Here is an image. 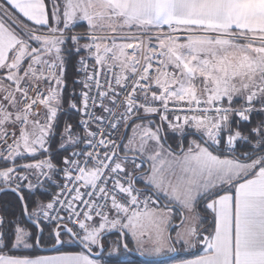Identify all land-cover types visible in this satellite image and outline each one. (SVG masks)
<instances>
[{"label":"snow or ice","instance_id":"6c2138e0","mask_svg":"<svg viewBox=\"0 0 264 264\" xmlns=\"http://www.w3.org/2000/svg\"><path fill=\"white\" fill-rule=\"evenodd\" d=\"M81 22L88 34L73 35ZM69 44L87 53L70 98ZM65 104L77 125L62 122ZM254 114L264 116V0H3L0 189L19 194L21 214L0 216V264H102L113 231L144 257L179 243L202 249L178 264H264ZM56 141L70 152L60 162ZM49 188L30 210L25 190ZM161 200L203 202L209 218L182 217L173 240ZM108 248L109 264H129L126 239Z\"/></svg>","mask_w":264,"mask_h":264},{"label":"trees","instance_id":"16d2710c","mask_svg":"<svg viewBox=\"0 0 264 264\" xmlns=\"http://www.w3.org/2000/svg\"><path fill=\"white\" fill-rule=\"evenodd\" d=\"M0 2H2L0 0ZM84 31H88V28L85 24L81 23L79 25H77L74 28V32H84ZM68 50L69 52H71V55L67 56V60L69 61L66 65H65V81H66V89H65V96L66 97H71L73 92H75V94L77 96H79L81 87L77 82V78H78V71H77V63L78 60L81 56H83L85 54L84 51H81L80 53H76L75 50L73 49L72 45L69 44L68 46ZM65 108V114H61L62 115V122H68L71 123L73 126L77 125V123L79 122V116L80 113L71 110L68 108L67 104L64 105ZM262 116L259 115H255L254 116V123H257V121L261 120ZM52 156L55 158L56 162H60L62 161L63 157L68 153L66 151H62L60 144L58 141L53 142V145L50 149ZM52 192V189H38L35 191L34 195H29L28 192H24V196H25V201L26 203H28L29 209L31 210L35 204V202L37 201H42L44 203H47L48 200L50 199V193ZM0 205L2 207V214L4 212L3 217L5 216L6 218H18L21 214V202L18 199V197L14 194V193H5L1 196L0 198ZM112 236H118V235H112ZM110 236V237H112ZM107 237L106 239L110 238ZM119 237V236H118ZM120 239V237H119ZM107 249H109L107 247ZM40 254H46L43 252H40L39 250H37ZM194 253H186V254H182L180 253V256H186L189 257L191 255H193ZM138 260H140L141 263H164V262H168L170 260H174L177 257L174 258H169V259H162V260H156V261H145L142 259H139L138 257H136ZM141 263H134L131 262L129 264H141Z\"/></svg>","mask_w":264,"mask_h":264},{"label":"crops","instance_id":"0c3cea01","mask_svg":"<svg viewBox=\"0 0 264 264\" xmlns=\"http://www.w3.org/2000/svg\"><path fill=\"white\" fill-rule=\"evenodd\" d=\"M2 2H3V0H1ZM81 23H83V24H85L86 25V23L85 22H81ZM263 119V118H262ZM157 122H159L158 120H157ZM259 121H257V123H258ZM128 135H131V131L129 130L128 131V133H127ZM169 134H170V138H171V142H168L169 144H171L172 145V147L174 148V149H177V145L178 144H181L182 143V141H181V139L179 138V136L177 135V134H173V133H170L169 132ZM191 139V138H190ZM183 143H187L186 141L185 142H183ZM178 150V149H177ZM138 186L140 187V186H142V184H138ZM160 205H163V204H169V202L168 201H166V200H161L160 202ZM169 206L173 209V212L171 213V219H170V224H169V226L172 224V223H174V222H178L177 224H175L174 225V228H171V230L169 231V233L171 234L172 233V231H174L176 228H178L177 226H181L182 224H181V220H182V215H183V217H189V218H191V217H193V216H198V217H200L201 218V220H203V219H208L209 217H207V215H206V213H205V211H204V208H203V202H200V203H198L191 211H188L187 209H183V208H181L178 204H169ZM179 224V225H178ZM169 228V227H168ZM130 240V239H129ZM127 242H128V238H127ZM130 242H131V240H130ZM131 244L134 246V244L131 242ZM105 247H106V249H107V245L105 244ZM135 247V246H134ZM198 247H200V248H196L195 250H193V251H190V252H187V251H184L183 250V248H182V250H177V252H178V255L176 256L177 258H175L174 260H172L171 262H168V263H165V264H178V261H179V259L180 258H184V257H186V256H180L179 254L180 253H184V254H186V253H191V252H193L194 254L193 255H191V256H189V257H186V258H188V259H194L195 257H196V254L197 253H199L200 251H201V249H202V245H199ZM111 250V249H110ZM46 254H54V253H46ZM170 255H172V254H170ZM148 258V257H147ZM140 259V258H139ZM132 261H129V263H131ZM102 264H109V261H106V262H102ZM113 264H115V261H113ZM141 264H143V263H141Z\"/></svg>","mask_w":264,"mask_h":264},{"label":"rangeland","instance_id":"374dc122","mask_svg":"<svg viewBox=\"0 0 264 264\" xmlns=\"http://www.w3.org/2000/svg\"><path fill=\"white\" fill-rule=\"evenodd\" d=\"M81 44H83L82 42H80ZM254 116H255V114H254ZM264 119V116H262L261 117V119ZM168 137H169V139H168V142H171L172 140H171V138H170V134L168 133ZM38 190V189H37ZM26 192H28L27 190H25ZM4 215V212H3V214H2V207H1V216H3ZM5 217V216H4ZM170 219H171V217H170ZM178 222H174V223H172L170 226H169V228H168V231H170L171 230V228L175 225V224H177ZM178 228H176L174 231H172V233H171V236H172V238H173V240H175V238H176V233H177V231H179V230H181V228H182V225L181 226H177ZM203 227H207V225H203ZM110 237V236H109ZM118 241H120V239H119V237L118 236H112V237H110V238H108V239H104V244H106L107 245V247H108V245H110V244H115L116 242H118ZM128 246H129V248L132 250V251H135V252H137L136 251V249H135V247L131 244V242H130V240L128 239ZM199 245H197L196 246V248H200V247H198ZM176 248H177V250L179 249V250H182V247H181V245L179 244V243H177L176 244ZM196 248H194V249H191V250H185V249H183L184 251H187V252H190V251H193V250H195ZM109 252H111V250H110V248L109 249H107V251H105L104 253H103V255L100 257L101 259H102V262H106V261H109L110 260V257H109V255H108V253ZM120 252L121 253H123V249L121 248L120 249ZM17 255H19V254H21L20 252H17L16 253ZM148 258H152V257H148ZM112 261H116L117 259H118V257H116V256H113L112 258ZM127 259H128V261H132V262H134V263H141L140 262V260H138L137 258H136V256H132L131 254H129L128 253V255H127ZM172 260H170V261H168V262H171ZM168 262H164V263H147V264H165V263H168ZM143 264H146V263H143Z\"/></svg>","mask_w":264,"mask_h":264},{"label":"water","instance_id":"95a60500","mask_svg":"<svg viewBox=\"0 0 264 264\" xmlns=\"http://www.w3.org/2000/svg\"><path fill=\"white\" fill-rule=\"evenodd\" d=\"M138 186V185H137ZM139 187V186H138ZM5 193H14L17 197H18V193H16V192H14V191H12L11 189H9V188H3V189H0V198H1V196L3 195V194H5ZM26 202V201H25ZM164 205V204H163ZM170 207V206H169ZM0 216H1V205H0ZM182 217H183V215H182ZM25 219H26V217H25ZM179 225V224H178ZM172 228H174V226L172 227ZM112 235H118L119 237H120V240H127V238L126 237H121L120 235H119V233L118 232H115V231H113L112 233H108V234H106L105 235V238H107V237H109V236H112ZM104 238V239H105ZM106 248V247H105ZM128 249H129V254H131L132 256H136V257H138V258H140V259H142V260H145V261H156V260H162V259H155V258H147V257H144V256H141L138 252H135V251H132L130 248H129V246H128ZM40 252H43V253H53V252H50V251H42V250H39ZM104 253V252H103ZM103 253H101L100 254V257L103 255ZM178 255V252H176V253H173L172 255H169V257L168 258H165V259H169V258H174V257H176Z\"/></svg>","mask_w":264,"mask_h":264},{"label":"built area","instance_id":"2783aa9c","mask_svg":"<svg viewBox=\"0 0 264 264\" xmlns=\"http://www.w3.org/2000/svg\"><path fill=\"white\" fill-rule=\"evenodd\" d=\"M72 34H73V35H79V36H85V35L88 34V31H84V32H74V31H73ZM80 42L85 43L86 41L81 40ZM81 57H87V53L85 52V54H84L83 56H81ZM81 57L79 58L78 63H77V71H78V78H77V81L82 80V79L84 78V74H83V72H81V71L79 70V61H80ZM89 63H90V65H91V62H89ZM80 87H81V86H80ZM80 119H81V114H80V116H79V121H80ZM92 127H93V130H95L96 126L93 125ZM100 135H103V130H101ZM101 151H103V149H101ZM69 154H70V152H68L65 156H67V155H69ZM62 160H63V159H62ZM45 223H47V222H45ZM70 226H71V225H70Z\"/></svg>","mask_w":264,"mask_h":264},{"label":"flooded vegetation","instance_id":"af4514ba","mask_svg":"<svg viewBox=\"0 0 264 264\" xmlns=\"http://www.w3.org/2000/svg\"><path fill=\"white\" fill-rule=\"evenodd\" d=\"M48 230H49L48 228H45V234H47Z\"/></svg>","mask_w":264,"mask_h":264}]
</instances>
